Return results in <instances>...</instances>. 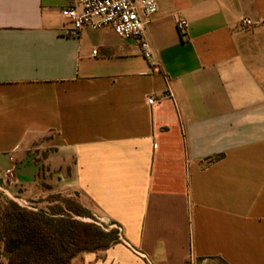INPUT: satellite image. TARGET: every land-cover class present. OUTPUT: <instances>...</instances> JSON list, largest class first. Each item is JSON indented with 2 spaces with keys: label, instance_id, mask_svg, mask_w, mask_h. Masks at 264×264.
Returning a JSON list of instances; mask_svg holds the SVG:
<instances>
[{
  "label": "crops",
  "instance_id": "obj_1",
  "mask_svg": "<svg viewBox=\"0 0 264 264\" xmlns=\"http://www.w3.org/2000/svg\"><path fill=\"white\" fill-rule=\"evenodd\" d=\"M70 2L0 0V187L121 228L73 264H264V0H156L157 66Z\"/></svg>",
  "mask_w": 264,
  "mask_h": 264
},
{
  "label": "trees",
  "instance_id": "obj_2",
  "mask_svg": "<svg viewBox=\"0 0 264 264\" xmlns=\"http://www.w3.org/2000/svg\"><path fill=\"white\" fill-rule=\"evenodd\" d=\"M53 199L64 207L27 208L0 197V264H73L82 254L120 242L115 227L101 223L80 203L59 195Z\"/></svg>",
  "mask_w": 264,
  "mask_h": 264
},
{
  "label": "built area",
  "instance_id": "obj_3",
  "mask_svg": "<svg viewBox=\"0 0 264 264\" xmlns=\"http://www.w3.org/2000/svg\"><path fill=\"white\" fill-rule=\"evenodd\" d=\"M157 11L156 0H71L62 10V16L66 21L67 34L77 36L85 30L110 28L118 37L134 40L142 50L144 58L157 66L158 59L153 56L146 37V24ZM241 24L249 27L252 21L243 18ZM177 28L184 33L188 28L187 21L178 20ZM153 101L150 98L148 103L152 104ZM115 228L121 237V228Z\"/></svg>",
  "mask_w": 264,
  "mask_h": 264
},
{
  "label": "rangeland",
  "instance_id": "obj_4",
  "mask_svg": "<svg viewBox=\"0 0 264 264\" xmlns=\"http://www.w3.org/2000/svg\"><path fill=\"white\" fill-rule=\"evenodd\" d=\"M9 186H10L9 181H8V183H4L3 182V187H0V197H7V198H9V199L17 202L19 205L23 206L24 203L21 204L20 202L16 201L15 199H12V198H10L8 196V195H10L9 194V191H10ZM14 193H16L15 190H14ZM58 195L61 196V194H49V196H47L44 200L43 199H39L38 200V202H41V203L44 202L43 204H41V205H30V204H28V205H26V207H28V208L29 207L30 208H35V209H44V208H47V209H45L47 211H49V209L51 207H53L54 205H61L62 207H64V204L62 203L61 200H59V201H53L54 200L53 198L56 197V196H58ZM63 198L70 199V200H74V201L78 202V200H77L76 197H63ZM23 207H25V206H23ZM77 264H79V263H77ZM189 264H215V263L214 262H211V261H198V260H194L193 262H190Z\"/></svg>",
  "mask_w": 264,
  "mask_h": 264
}]
</instances>
